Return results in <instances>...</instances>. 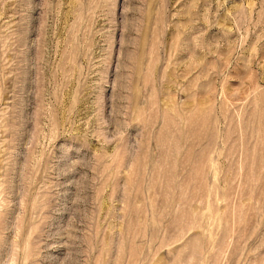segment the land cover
Returning a JSON list of instances; mask_svg holds the SVG:
<instances>
[{
	"label": "rangeland",
	"instance_id": "1",
	"mask_svg": "<svg viewBox=\"0 0 264 264\" xmlns=\"http://www.w3.org/2000/svg\"><path fill=\"white\" fill-rule=\"evenodd\" d=\"M0 264H264V0H0Z\"/></svg>",
	"mask_w": 264,
	"mask_h": 264
}]
</instances>
